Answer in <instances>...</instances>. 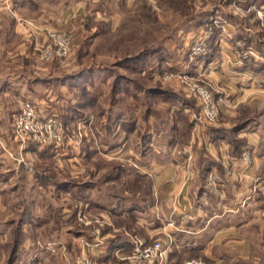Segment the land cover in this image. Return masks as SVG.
<instances>
[{
  "label": "rangeland",
  "instance_id": "rangeland-1",
  "mask_svg": "<svg viewBox=\"0 0 264 264\" xmlns=\"http://www.w3.org/2000/svg\"><path fill=\"white\" fill-rule=\"evenodd\" d=\"M0 1L13 17L11 0L9 4L4 0ZM76 2L77 0H51L45 2L50 7L45 10L59 16L61 9ZM99 2L83 9L82 14L71 18L73 20L59 16L58 26L50 27L26 19V22L49 30L67 33L70 37L71 56L62 64L59 61L48 62L42 65L45 70L40 77L39 73L33 75L37 67L34 54L31 53L36 54V49L44 41L42 37L34 39L33 45L36 48L30 49L31 53L28 51L24 64L29 69L26 72L28 81L36 78L37 83H42L41 89L45 93L41 97L44 102L38 105L29 98L24 100L31 102L41 117H55L67 129L65 142L78 127L85 131V137L76 149L64 147L58 154L52 152L50 147L41 149L53 153L60 163L66 161L68 156L65 154L70 150H81L87 160L82 165L85 170L81 176L83 179L71 178L78 170L69 168L70 171L64 169L66 171L63 173L56 169L58 179L62 181L52 185L50 174L37 166V157L34 158L29 153L40 147L31 142L22 144L16 136L14 123L19 108L17 105H6L3 122L11 129L13 141L22 146V149L26 147L29 153L26 159L22 152L17 156L18 160H22L19 174L22 177L12 179L0 188V245L4 240L7 241L9 250L12 249V241L23 239L17 223L26 224L35 215L40 216L41 212L51 214L52 222L58 219L62 225L54 235L52 247L58 246L60 249L58 242L69 244L77 238L80 228L72 215L78 200L62 189L88 185L91 193L88 201L96 202L100 210L107 211L120 201L116 198L121 197L122 189L126 188L128 181L124 179L125 172L133 177V172L146 171L139 169H146L148 160L163 161L161 154L155 156L149 151L150 148L146 149L148 133L164 130L168 135L170 128H189L188 118L181 116V108H177L178 104L175 103L182 97L186 96L195 106L194 115L199 113L194 97H190L178 84L180 78L207 81L205 70L213 63L216 53L227 47H232V51L236 52L235 55L232 54L235 61H243L241 68L247 65L254 66L255 69L264 66V51L259 49L264 47V16L258 13L259 10L264 11V0ZM37 11L39 12V8L30 14L31 17H35ZM228 33L231 35L229 40L225 38ZM205 34H208L206 54L192 56L191 45ZM0 39L1 42L4 41L3 37ZM221 40L223 43L219 45ZM259 40H262V44ZM247 51L255 54L256 60L253 57H249V60L242 59L243 53ZM222 57L225 58L226 53ZM131 132L134 134L130 137L128 134ZM176 137L181 139L178 135ZM123 143L122 152L114 154L113 150ZM116 157L124 159L126 163H122L130 165V168L125 172L117 168L114 165L117 163L114 161ZM25 163L26 168L23 166ZM64 211L67 212L63 214ZM10 223L15 226L7 232ZM25 234L29 242L26 252L30 256L48 258L56 255V248L54 252L41 251L36 248L39 243L35 244V249L32 247V243L37 240L43 245L48 243L46 237L35 234L33 228H28ZM65 253L63 252L62 257L66 256ZM5 254L9 255L10 252L6 251ZM86 255L79 253L74 264H83L82 259Z\"/></svg>",
  "mask_w": 264,
  "mask_h": 264
},
{
  "label": "crops",
  "instance_id": "crops-1",
  "mask_svg": "<svg viewBox=\"0 0 264 264\" xmlns=\"http://www.w3.org/2000/svg\"><path fill=\"white\" fill-rule=\"evenodd\" d=\"M50 1L11 0L13 17L0 1V38L4 40L1 42L0 39V188L12 179L22 177L19 175L22 160H18L21 152L24 159L29 153L37 157V166L50 174L52 185L62 181L58 179L56 169L63 173L69 168L78 170L71 175L75 180L82 178L85 171L82 165L87 159L81 150H70L65 154L68 156L66 161L61 163L53 153L41 148L28 153L26 147L22 149L13 141L11 129L3 122L6 105L19 108L25 98L38 105L44 102L42 83H37L36 78L28 81L26 72L29 69L24 64L28 51L36 48L34 39L42 35L26 32V19L50 27L58 26L59 16L73 20L71 18L82 14L83 9L100 3V0H77L72 6L61 9L57 16L45 10L50 8L45 2ZM38 8L39 12L31 17ZM259 43L262 44V40ZM259 49L264 51V47ZM221 51H225V58ZM221 51L204 72L220 108L215 125L204 127L195 122V106L186 96L182 97L175 103L181 108V116L188 118L189 128L173 127L168 135L164 130L150 131L147 135L146 149L150 148L155 156L161 154L162 162L148 160L146 169H139L146 171L133 172L135 176L131 177L125 172L130 165L125 164L124 159H114L117 163L113 164L125 172L124 179L128 180L121 197L116 198L120 201L114 208L104 211L96 202L90 203L88 185L62 189L78 200L73 207L75 223L76 210L82 205L108 217L110 225L98 237L102 242L100 248L90 247L96 240L93 229L76 224L80 228L77 238L69 244L58 242L61 246L60 249L55 247L56 255L48 258L30 256L26 252L29 242L25 232L28 228L46 237L48 242L43 245L37 240L32 243L34 249L39 243L36 247L39 250L54 252V235L62 226L60 220L52 222L51 214L41 212L42 219L35 215L26 224L17 223L23 239L12 241L11 250L9 243L3 241L0 264H74L79 253H86L84 257L91 259L93 264H129L121 261L120 255L130 251L127 249H131L135 239L148 243L162 240L170 248L166 264H184L192 259L189 256L209 264H264V198L252 192L256 180L264 181V66L255 69L247 65L237 69L230 48ZM35 69L33 75L39 73V77L45 70L42 67ZM224 103L230 105L228 109ZM133 132L128 136L131 137ZM123 148L124 143L113 150L114 154L118 155ZM244 151L252 156L248 167L239 161ZM23 166L26 168V163ZM14 226L10 223L6 231H11ZM110 247L114 249L111 253L108 252ZM6 251L10 254L6 255ZM63 252L68 258L62 257Z\"/></svg>",
  "mask_w": 264,
  "mask_h": 264
},
{
  "label": "built area",
  "instance_id": "built-area-1",
  "mask_svg": "<svg viewBox=\"0 0 264 264\" xmlns=\"http://www.w3.org/2000/svg\"><path fill=\"white\" fill-rule=\"evenodd\" d=\"M6 4H9V0H4ZM260 16H264V11L259 10ZM26 32L30 35L40 34L44 41L39 49H36L34 53V62L37 68H41L42 65L52 61H59L61 64L65 63L71 56V43L70 37L67 33L58 30H49L44 26L33 24L31 22L25 23ZM227 40L231 39L230 33L225 35ZM208 40V34H205L203 38L195 40L191 45V54L194 57H200L206 54V42ZM222 40L219 42L221 45ZM236 45H239L238 43ZM233 48H230L232 51ZM235 50V49H234ZM236 53V52H235ZM234 51L232 54L235 55ZM242 59H248L253 57L256 60V55L250 51L243 53ZM249 60V59H248ZM260 60V59H258ZM234 66L241 68L243 61H235ZM178 84L183 90L190 96L194 97L199 113L194 115V119L200 121L204 125L210 127L216 124L219 115L220 108L213 97V87L205 80H188L185 77L180 78ZM229 104L224 103L226 109L229 108ZM16 136L21 140L22 144L27 142L34 143L40 148L50 147L52 152L59 153L64 147L78 148L85 137V131L82 128H77L73 132V136L65 142L66 128L55 118H43L36 110L34 105L23 100L20 102L18 114L14 123ZM240 164L244 167H248L252 163L251 153L244 151L239 159ZM252 192L259 193L264 198V181L256 180L252 187ZM75 218L77 224L83 228L90 227L94 231L95 239L90 247L100 248L102 246L101 240H98L101 232L108 227L109 220L104 213H100L95 210H90L88 206H80L76 210ZM169 246L162 240H156L152 242H146L140 239H135L132 242V247L129 252L120 255L121 261L129 264H166ZM83 264H93V261L88 257H84ZM184 264H209L200 258H192L185 261Z\"/></svg>",
  "mask_w": 264,
  "mask_h": 264
},
{
  "label": "trees",
  "instance_id": "trees-1",
  "mask_svg": "<svg viewBox=\"0 0 264 264\" xmlns=\"http://www.w3.org/2000/svg\"><path fill=\"white\" fill-rule=\"evenodd\" d=\"M258 1H261V0H258ZM114 249L113 248H109L108 252L111 253ZM127 250H130V248H128Z\"/></svg>",
  "mask_w": 264,
  "mask_h": 264
}]
</instances>
